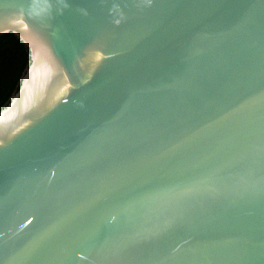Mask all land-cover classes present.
Returning <instances> with one entry per match:
<instances>
[{"label":"water","instance_id":"water-1","mask_svg":"<svg viewBox=\"0 0 264 264\" xmlns=\"http://www.w3.org/2000/svg\"><path fill=\"white\" fill-rule=\"evenodd\" d=\"M9 32L0 264H264V0H0Z\"/></svg>","mask_w":264,"mask_h":264},{"label":"trees","instance_id":"trees-1","mask_svg":"<svg viewBox=\"0 0 264 264\" xmlns=\"http://www.w3.org/2000/svg\"><path fill=\"white\" fill-rule=\"evenodd\" d=\"M29 51L13 33L0 34V109L17 90Z\"/></svg>","mask_w":264,"mask_h":264}]
</instances>
